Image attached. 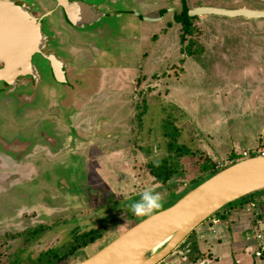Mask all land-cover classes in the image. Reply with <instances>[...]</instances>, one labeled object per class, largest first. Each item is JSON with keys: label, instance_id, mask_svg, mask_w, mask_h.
Returning a JSON list of instances; mask_svg holds the SVG:
<instances>
[{"label": "rangeland", "instance_id": "rangeland-1", "mask_svg": "<svg viewBox=\"0 0 264 264\" xmlns=\"http://www.w3.org/2000/svg\"><path fill=\"white\" fill-rule=\"evenodd\" d=\"M40 1L23 0V3L31 6ZM127 2L129 11L139 12L142 19L132 13L111 24L114 40L110 52L97 54L95 44L86 42L84 36L76 35L80 39L77 41L62 37L61 46L78 58L84 85L74 81L72 89H67L66 85L49 82L51 88L46 87V92L39 89L43 97H38L33 106L29 104V108L18 111L21 107L12 100L0 99V151L9 153L15 148L20 151L14 157L0 155V264L18 258L26 264L42 251L68 243L73 230H99L101 239L77 252L66 263L78 264L138 223L141 217L134 215L128 206L139 200L145 189L160 193L163 208L196 187L202 178L198 173L202 162L212 163L220 171L228 167L231 152L235 155L264 147V20L196 17L191 22L190 34L181 41L182 31L173 23L170 11L163 13L162 19L159 14L171 5L178 11L180 0ZM185 5L189 9L264 11V0H185ZM44 10L41 8L37 17ZM145 18L157 21L148 22ZM56 20L62 23L60 17ZM68 28L63 29L71 32ZM81 48L82 53L78 55ZM100 64L113 70L118 66L132 70V74L125 73L123 78L117 76L120 82L141 75V71L132 68L149 65L145 69L148 87L144 88L146 93L140 96L135 110L142 115L137 130L130 131L129 125L136 127L138 120L132 123L120 111L115 120L108 122H122L126 125L124 130L106 131L104 134L109 138L102 142L97 136L86 137L90 133L87 129L94 127L90 123L94 114L111 112L105 114L110 117L117 112L104 106L93 110V106L87 105L79 115L81 119L87 118L81 121L84 124L72 121L70 130L66 128L70 132L64 134L66 131L62 132L54 124L69 125V116L79 112L85 106L82 104L98 90ZM107 74L115 78L113 73ZM109 86L113 87L114 82ZM139 86L142 82L136 88L141 90ZM100 97L93 103L100 105L105 101ZM99 123L107 121L102 119ZM167 124L176 144L187 146L190 154L180 158L179 173L162 186L154 182L149 166L168 156L164 129ZM127 129L129 132H123ZM52 136L58 141H53ZM245 200L247 204L240 209L239 204ZM251 202H261L255 212L260 216L257 222L261 223H254L252 212L245 210ZM234 204L237 208L225 210L221 221L214 224L217 220L214 215L198 227L217 228L216 235L208 229L207 237L200 240L196 236L197 228L165 260L192 264L199 252L209 248L211 258L215 256L219 264L254 263L258 244L255 236L264 235V190ZM38 230L41 233L32 236ZM219 236H226L221 241L222 248L215 242ZM260 260L264 264V255Z\"/></svg>", "mask_w": 264, "mask_h": 264}, {"label": "water", "instance_id": "water-1", "mask_svg": "<svg viewBox=\"0 0 264 264\" xmlns=\"http://www.w3.org/2000/svg\"><path fill=\"white\" fill-rule=\"evenodd\" d=\"M56 2L73 27H89L106 16L79 0ZM187 15L264 20V11L245 8L197 7ZM41 20V16L33 15L23 0H0V83L13 85L17 77L26 76L36 81L37 70L32 63L36 54L42 55L51 64L58 84L66 83L62 64L55 55L42 53L46 37L41 30ZM261 190H264V157L241 159L188 191L174 204L131 226L78 264H156L222 208ZM165 241L167 243L157 252L151 253Z\"/></svg>", "mask_w": 264, "mask_h": 264}, {"label": "flooded vegetation", "instance_id": "flooded-vegetation-1", "mask_svg": "<svg viewBox=\"0 0 264 264\" xmlns=\"http://www.w3.org/2000/svg\"><path fill=\"white\" fill-rule=\"evenodd\" d=\"M79 1H82L86 5L91 6L93 9H95L96 12H100L102 14L105 13L106 16L102 17L99 21L93 23L89 27L88 26L73 27L72 25L69 24V22H67L66 17L64 15V12L57 5L56 0H42V1H40V3L33 2L31 6L28 5L31 9L32 14L35 15L36 17L38 16V13L41 14V8L46 9L43 11V13L41 15V18H42L41 30L43 31V33L46 37L45 47L42 49V53L45 55L50 54V53L54 54L55 57L58 59V61L62 64L61 65V71L64 73L66 83L61 84V85H66L67 89H68V87L70 89H72V82H74V81H77L80 84L84 85L82 82H85V79H84V76L80 75V73H79L80 68L78 69V64L76 62L78 60V58L77 57L75 58L73 56V54L71 53V51L68 50L67 47L61 46L62 41H63L62 37H63V39H66V40L68 39L69 41H77L80 39H77L76 35H78L79 38L81 36H84V39L86 40V42L88 41L90 44H92V43H93V45L95 44L93 46V48L97 54H98V52L108 53V52H110L111 41L114 40V34H113L110 26L112 23L117 22L118 20H121L123 17L126 16V14H124V13H125V11H128L127 3L129 4V2H127L128 0H79ZM180 1H181L180 7H179L180 12H179V10L177 11V8L175 9L171 5V6H169L170 8H164L159 12L161 19L163 18L162 17L163 13H168L170 11L169 13H171L170 16H171L173 23L175 25H179V24H176L175 18L178 16H181V14L184 10L183 9L184 5H185V0H180ZM171 8H173V9H171ZM187 9H188L187 13L189 11L193 10V9H189L188 7H187ZM130 12H132V11L130 10ZM121 13H123V14H121ZM120 14H121V16H120ZM117 16H120V17H117ZM59 17L61 18V21H62V23H60V24H59V21L56 20ZM196 17H198V16H193V17H189V18L193 19ZM239 18H242V17H239ZM141 19H142V17L140 18V20ZM246 20H252V19H246ZM257 20H262V19H257ZM155 21H157V20H155ZM64 26L69 27L68 30H71V32L65 31L63 29ZM180 28H181V26H180ZM85 40H83V42ZM104 42H105V45H104ZM81 50H82V48L77 51L78 55L82 53ZM143 56L145 57V54ZM36 57H39L40 60L35 59ZM32 63L37 70V75H38L37 81H34L32 79V77H30V76H26V77H17L15 79V82L13 85H6L5 83H0V99L8 98V99H4V100L9 101V102L13 101V103L15 105L20 106L21 108L17 109L16 111L21 110V109L23 110L24 108H29V107L33 106L35 104L34 103L35 100H37L38 97L39 98L43 97L40 94L39 89H42L41 91L46 92V87L51 88V86L48 85L49 82L57 83L56 80L54 79L53 74H52L51 64L48 62V60H46L44 57H42V55H37V54L34 55L32 57ZM95 65H96V63L94 62V66ZM99 69H105V68L100 64ZM99 69H98V73H100ZM122 69L127 70V69L120 67V66H118L116 68V70H118V71L122 70ZM145 69H149V65H144L141 68L139 66L138 68L134 69V70H137V72L141 71L140 76L136 75V76L130 77V79L132 78L136 82L135 85L132 86V81L130 79L127 81H124L125 83L120 82V80H118V81L114 82L113 87L109 88V90H108L109 93L113 96H115L117 93H122L124 95L123 97L128 102L127 107L135 106V110L137 111V107L139 106L138 100L140 99V96L143 97L144 93H146V92H144V91H146V90H144V88L148 87L147 85H148V80H149L148 78L149 77H148V73L146 74ZM117 76H121L123 78L124 76H126V74L123 72ZM98 78H99V75L97 76V80H98ZM138 82H142V86H139L141 90L136 89L138 86ZM27 90H28V92H27ZM134 99H135V102H134ZM21 104H22V106H21ZM29 104H31V105L29 107H27V105H29ZM74 104H75V102H74ZM87 107L88 106L85 105L84 107H81V109L79 108V112H75L72 115H70L69 121H68L69 125L68 124L66 125V122H64L63 119L61 121H63L64 123L56 122L54 125L58 126L59 129L62 130V132L64 130L66 131V128L68 130H70L71 117L74 118L75 114H80L81 112H83L84 109H87ZM93 110H94V107H93ZM93 110H90V112H94ZM136 111H135V114L133 116V123H135V121H134L135 119L138 120V122L135 123L136 124L135 129L137 130V127L139 125V118H141L142 115L139 116ZM55 118H57V117H54L53 119H55ZM53 119H51L52 123L54 122ZM86 119L87 118H82L78 122L85 121ZM133 131H135V130H133ZM68 132H70V131H66L63 133L66 134ZM95 132H98V133H95V135H94V136H97L98 138H103L104 135H105L104 136L105 138H109V136H107L108 134H104V133H106V130L95 129ZM52 137H53L52 138L53 141L54 140L58 141L57 137H55V136H52ZM47 141L51 142L49 138H47ZM47 141H46V143H47ZM61 150H62V148H61ZM19 152L20 151H18L17 148L11 150L9 153L4 152L2 150V151H0V155L1 156L10 155V156L14 157V156L18 155ZM180 248H178L177 250H179ZM180 254H181V252H180Z\"/></svg>", "mask_w": 264, "mask_h": 264}, {"label": "trees", "instance_id": "trees-1", "mask_svg": "<svg viewBox=\"0 0 264 264\" xmlns=\"http://www.w3.org/2000/svg\"><path fill=\"white\" fill-rule=\"evenodd\" d=\"M183 9L184 10H183L181 16H178L175 18L176 24H179L181 26V28H180V30L182 31V34L180 35V37L182 39L181 41H183L184 36L190 34V29L192 26L191 22L195 19V18H193V19L189 18L187 16L188 9L185 5H184ZM164 129L166 131L165 132L166 137L168 138V144H167L168 156L158 160L155 164H152L149 166V173L154 178V182L157 184H160L162 186L167 185V183L169 181H171L174 178V176H176L179 173L180 169H179L178 165H180V163H179L180 158L190 154L189 148L187 146L176 144L175 137L171 134L173 132L170 129V127L168 126V124ZM252 151H253V149H251L249 151L250 157H254V155H252ZM232 153L233 152H231V155H230L232 159L230 160L228 166H231L234 163L238 162L240 159H242L241 154L232 155ZM218 172H219V170L216 169L212 163L202 162L201 164H199V168H198V173H199L200 177H202V178H200L197 181V182H199L197 185L204 182L205 180H207L208 178H210L211 176L215 175ZM252 195L253 194H250L249 196H246V197H250V199H251ZM246 197L241 198L240 200L245 199ZM249 202L250 201H248V203ZM260 203L261 202H257V204H256L254 202H251L250 204H248V205H251V204L254 205V207H253L254 209L251 210V212L253 214V215L251 214V216L253 217L254 223L260 222V221L257 222V220L260 219V216H258V214L255 213L256 210H258ZM244 204H247V200H245V201H243V203L239 204L240 205L239 208L244 209V207H243ZM255 207H257V209H255ZM236 208H235L234 202L225 206L220 211H218L217 213L214 214L215 218L217 219L216 221H221V219L224 218L223 212L225 210H233ZM145 218L146 217L139 218L138 222H140L141 220H143ZM40 233H41V230H38L36 232L34 231V233H33L34 235L32 234V236H38ZM190 236H191V234L188 236V238ZM101 237H102L101 232L99 230H96V229H91V230H87V231H83V232H81L80 230H75V231L73 230L70 233V236H69L70 241L68 243H65V244H62V245H59L56 247L48 248V249L42 251L35 259L28 260L26 262V264H66L70 257L74 256L77 252L82 251L83 249H86L87 247L92 245L95 241H97L98 239H101ZM25 240L29 241V237H25ZM184 242L182 244H180L178 248H180L184 244ZM196 261H197V259H193L192 263L194 264ZM253 261H257L256 258L254 257V255H253ZM260 261H262V260H260ZM20 262L22 264V261L18 258L14 262H10L8 264H20Z\"/></svg>", "mask_w": 264, "mask_h": 264}, {"label": "crops", "instance_id": "crops-1", "mask_svg": "<svg viewBox=\"0 0 264 264\" xmlns=\"http://www.w3.org/2000/svg\"><path fill=\"white\" fill-rule=\"evenodd\" d=\"M127 12V13H126ZM137 12V11H136ZM136 12H130L129 11V9H128V11H125V13L124 14H126V16H128L129 14H132V13H136ZM121 14H123V13H121ZM121 14H120V16H121ZM137 14L139 15V12H137ZM120 16H117V17H120ZM137 17H139V19L142 17V16H137ZM127 70H124V69H122V70H113V69H111V68H105V69H99V71H100V73H99V78H98V81H99V88H98V90L97 91H95L91 96V98H89L88 99V102H90V104H87V103H83L82 105H91V106H93V107H97V106H104L106 109L107 108H115V111L114 112H116L115 114H113L112 116H110V117H107L108 115H105V114H109V113H111V112H105V113H103V114H99V115H101V116H97V114H94L93 115V117L94 118H91L90 117V115H89V118H91L90 119V123H93V125H94V127L93 128H91L90 127V129L88 128L87 129V131H89L90 133L86 136V137H89V138H91L92 136H94L95 135V129H98V130H106V131H111V129L113 130V129H121V128H123V130H124V128H125V126L126 125H122V122L120 123L119 121H117V123L119 124H111V122H108V121H110L111 119H114V117L116 116V114H119L120 113V111H124L125 112V115L127 116V118L130 120V121H132V123H133V114H132V112L133 111H135V106H130V107H127L128 106V102L125 100V98L123 97L124 95L122 94V93H117L115 96H113V95H111L110 93H109V88H110V86H109V83L110 82H115V81H118V80H116V78H117V75H119L120 73H126V74H130L131 72H132V70H129L128 68H126ZM133 70H134V68H132ZM108 72H110V73H113L112 74V76H115V78H110V77H108L107 75H109V74H107ZM132 74V73H131ZM131 81H132V86H133V84H134V80L131 78L130 79ZM108 81H110V82H108ZM112 87V86H111ZM99 96H101L100 97V99H101V101L102 100H105L104 102H102L100 105L99 104H97V103H93V101H95V99L97 98V97H99ZM74 101V100H73ZM73 104H74V102H73ZM127 107V108H126ZM113 113V112H112ZM79 115L80 114H75V117L74 118H72L71 117V122L72 121H77V123H79L78 121L81 119L80 117H79ZM105 115V116H104ZM131 116H132V118H131ZM102 119H104L105 121H107V123H105V124H101V123H99V122H101L102 121ZM89 120V119H88ZM88 120H87V122H86V125H87V123H88ZM115 120V119H114ZM86 121V120H85ZM84 121V122H85ZM80 123H83V122H80ZM84 124V123H83ZM97 124H100L99 126L97 125ZM110 125H113V127H110ZM78 126L80 127V125L78 124ZM91 126V125H90ZM85 128H87V126L85 127ZM129 129H130V131H133V130H135V126L134 125H129ZM93 130V131H92ZM128 131V129L127 130H125V131H123V132H127ZM129 132V131H128ZM101 139V142L105 139V137L103 136V138H100ZM106 174H107V172H106ZM108 176H109V178H110V176L111 175H109L108 174ZM121 186V185H120ZM122 187V186H121ZM189 191V190H188ZM187 192V191H186ZM186 192H184L183 194H180L179 196H177V198H176V196H174L177 200H179L184 194H186ZM176 200V201H177ZM175 201V202H176ZM174 202V203H175ZM172 204H174L173 203V201L171 202ZM170 203V204H171ZM171 204V205H172ZM167 205H169V204H167ZM165 206V207H163V208H161V209H159V210H157V212L158 211H160V210H162V209H164V208H166V207H168V206ZM170 206V205H169ZM240 211H242V210H240ZM156 213V212H155ZM214 221H216V220H214ZM213 221V222H214ZM212 222V221H211ZM218 222V221H217ZM221 223V222H220ZM208 229L211 231V230H213L214 231V234H212V235H216L217 234V228H214V227H211V226H208V227H206V228H203V229H197L196 230V233H197V237L200 239V240H204L205 239V237H207L206 235H207V233L205 232V231H207L208 232ZM201 233L203 234V233H205V235L203 234L202 236H201ZM225 233V232H224ZM223 237L224 236H219L218 238L216 237L215 239V242H217L218 244L220 243V245H218V246H220L221 248H222V246H221V241L223 240ZM226 237V236H225ZM224 237V238H225ZM217 245V244H216ZM210 252H209V248H207V251H205L204 250V252L203 253H198L199 255H198V257H197V261L194 263V264H219V261L215 258V256H214V258H211V255L209 254ZM252 261V260H251ZM258 261H260V260H257V261H254V263L253 262H251L250 264H261V262H258ZM193 264V263H192Z\"/></svg>", "mask_w": 264, "mask_h": 264}, {"label": "clouds", "instance_id": "clouds-1", "mask_svg": "<svg viewBox=\"0 0 264 264\" xmlns=\"http://www.w3.org/2000/svg\"><path fill=\"white\" fill-rule=\"evenodd\" d=\"M161 203L162 196L159 192H156L153 189H145L140 193L139 200L130 203L128 207L129 210L136 216L151 217L157 210L161 208Z\"/></svg>", "mask_w": 264, "mask_h": 264}, {"label": "built area", "instance_id": "built-area-1", "mask_svg": "<svg viewBox=\"0 0 264 264\" xmlns=\"http://www.w3.org/2000/svg\"><path fill=\"white\" fill-rule=\"evenodd\" d=\"M252 155H254V157H264V147L253 149ZM241 157L242 158H251L250 157V153L249 152H244V151L241 152ZM253 207H254L253 204L247 205L245 207V210H247V212H249V211H251V209H253ZM213 223L215 224V223H217V221H214ZM255 239H256L258 244H257V246L255 248V251H254L253 255H254V257L256 259L260 260V258L264 255V236L261 235L260 233H257L256 236H255ZM156 264H173V263L172 262H167L165 259H163V260L159 261Z\"/></svg>", "mask_w": 264, "mask_h": 264}, {"label": "bare ground", "instance_id": "bare-ground-1", "mask_svg": "<svg viewBox=\"0 0 264 264\" xmlns=\"http://www.w3.org/2000/svg\"><path fill=\"white\" fill-rule=\"evenodd\" d=\"M167 243V241H165L163 244H161L160 246H158L157 248H155V249H153L152 251H151V253L152 254H154L155 252H157V250H159L164 244H166Z\"/></svg>", "mask_w": 264, "mask_h": 264}]
</instances>
